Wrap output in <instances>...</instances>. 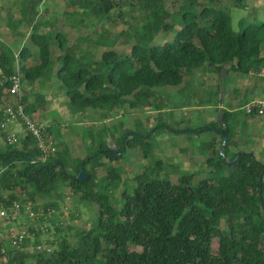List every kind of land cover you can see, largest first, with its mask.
I'll list each match as a JSON object with an SVG mask.
<instances>
[{"label": "trees", "instance_id": "obj_1", "mask_svg": "<svg viewBox=\"0 0 264 264\" xmlns=\"http://www.w3.org/2000/svg\"><path fill=\"white\" fill-rule=\"evenodd\" d=\"M67 1L66 22L77 31L98 25L100 19L110 21V12L118 10L121 24L127 26L119 36L126 39L128 49L103 50L97 58L94 45L82 51L79 41L68 45L59 32L51 38L47 30L39 29L44 20L37 21L42 0H19L18 22L31 25L30 39L38 61L27 65L32 55L29 48L23 47L16 59L13 50L0 41V78L14 73L16 60L28 86L39 81L47 86L54 77L59 81L56 95L66 100L73 119L96 118L97 114L107 120L114 110L124 113V107H147L158 89L179 86L198 69L216 68L225 77L264 73V18L241 17L235 29L229 10L220 5L227 2L245 9L243 0H175L174 12L167 9L168 0ZM52 40L62 52L56 59L52 58ZM9 86L8 81L0 85V105ZM44 102L45 91H24L20 103L32 116ZM247 102L246 97L238 107ZM231 109V105L220 109V123L215 127L220 138V132L226 135L224 149L222 145L216 149L213 140L203 146L209 153L203 164L212 174L199 180L194 179L195 173L177 174L173 180L171 172L161 173V161L154 160L133 178L131 190L121 199L107 191L121 182L120 170L98 159L104 156L114 161L128 150L138 149L151 160L152 140L166 124L129 134L114 132L109 140L103 132L99 138L93 137L89 128L91 140L84 156L80 150L72 156L67 143L57 157L48 153L44 161L31 133L20 140L21 149L13 147L17 142L8 144L2 134L7 146L0 148L2 204L17 201V193H25L32 203L55 195L56 200H46L44 207V213H54L61 208L62 187L80 200L97 204L99 212L76 242L59 238L48 254L24 251L26 241L5 251L0 240V264H32L31 260L33 264H264V164L252 152H230L238 111ZM3 120L0 112V124ZM170 132L176 136L199 131ZM46 133L47 128L45 139ZM232 160L235 163L229 164ZM92 162L106 170L99 183L94 171L86 167ZM80 171L88 175L86 181L75 180ZM214 172L219 173L218 178Z\"/></svg>", "mask_w": 264, "mask_h": 264}, {"label": "rangeland", "instance_id": "obj_2", "mask_svg": "<svg viewBox=\"0 0 264 264\" xmlns=\"http://www.w3.org/2000/svg\"><path fill=\"white\" fill-rule=\"evenodd\" d=\"M68 2L67 0H42L37 10V21L44 20V24L40 25L39 29L47 30L51 38L55 32H59L67 38L68 45L75 43L76 40L79 41L78 45L82 51L86 49L87 45H94L93 47H97L95 49L97 58L100 57L103 50L121 51L128 49L126 39L119 36V32L127 26L121 24L122 20L118 17V10L114 9L110 12V21L100 19L98 25H90L77 31L66 22L64 13L68 8ZM243 2L245 9L239 6H231L227 2L220 4L229 10L234 28L241 17L250 19L252 15H255L257 19L264 18V0H243ZM51 4L54 5L49 8L48 6ZM166 7L169 11L174 12L177 9V3L175 0H168ZM20 10L19 0H0V41L13 50L16 59H19V51L23 47L29 48L32 55L26 63L33 65L38 61L37 49L30 39L31 25L18 22L21 17ZM52 10L53 12H51ZM126 17L124 19L127 20ZM135 21L139 23V19ZM81 39H83L82 42H80ZM96 40L97 42H95ZM51 50L53 59L62 53L57 47V42L53 40ZM17 67L22 77L20 61L18 60H16L15 69ZM224 75L223 71L216 68L210 71L194 70L184 78L181 85L158 89L159 94L154 97L151 105L132 110L124 107V113L114 110L107 120L97 118V114L96 118L73 119L71 115L73 110L67 106L66 100L56 95L59 81L54 77L50 79L47 86H44L41 81L33 86H28L22 81L21 92L12 96L6 89V96L0 105V112L4 114V120L0 124V148H7L2 137L4 134L6 139V131L2 128V124L8 123L7 120L11 119L8 123L9 129L15 127V131L20 135V139L13 147L21 149L20 140L26 137L29 131L20 118L21 121L11 118L16 116L15 107L18 101L21 102L24 91L29 94L45 91V102L38 105L37 111L32 116L27 115L25 108L23 109L25 115L39 124L42 136L46 128L48 129L49 134L46 133V139L43 136V143H45V150L54 157L58 156L59 151L67 143L71 145L72 156L79 150L84 156L85 146L91 140L87 131L89 128L93 130L91 132L93 137L99 138L103 132L104 138L109 140L110 134L114 132L121 134L128 131L129 134L136 130H150L156 125H162V123L167 125L161 126L152 140L154 147L151 160L145 159L138 149L128 150L118 160L109 161L104 156L98 159V162L109 163L117 167L121 173V182L107 190L109 196L121 199L124 192L131 190L133 178L140 174L144 167L149 164L152 165L154 160L161 161L163 167L161 173L164 170L171 172L173 180H176L177 174L186 173H195L194 179L199 180L212 174L211 168H207L203 164L209 154L203 146L212 140L216 149L222 145L220 143L222 140L215 127L220 123V121L218 122L220 109L227 108L228 103L238 109L236 124L233 125V130L236 131L235 137L240 135L247 142H252L259 136L264 137V117L253 118L246 115L242 108L237 107L244 98L250 96V86L253 85V82H249L247 76L240 73H230L226 78ZM253 77L257 81L264 80V76L253 75ZM259 89L262 91L260 95L263 96L264 82L260 84ZM170 129H191L199 132H184L175 136L171 134ZM38 144L37 142L39 147ZM255 152L259 153L260 151L256 149ZM260 155H258V159L264 164V153ZM97 163H89L86 167L94 171L96 182L99 183L106 175V170L103 166H98ZM213 176L218 178L219 173L217 175L214 172ZM59 192L63 194L64 198L60 201L61 208L54 213L50 211L44 213V207L45 202L56 200L55 195H52L48 200L37 199L36 202L32 203L26 199L25 193H17L20 195L17 200L20 205V216L15 220H7L8 222L0 221V233L4 237L0 238L3 250L6 251L13 247L5 240L8 231L11 230L15 233L19 232L20 229L27 231L24 240L26 247L23 250L33 255L50 253L52 248L57 246L58 239L62 237L74 243L79 235L90 228L98 216L97 204L80 200L68 188L60 187ZM30 213L34 216H30ZM18 246L14 247L18 248ZM27 259L29 262L30 258L27 257ZM31 263L33 264L32 260Z\"/></svg>", "mask_w": 264, "mask_h": 264}, {"label": "built area", "instance_id": "obj_3", "mask_svg": "<svg viewBox=\"0 0 264 264\" xmlns=\"http://www.w3.org/2000/svg\"><path fill=\"white\" fill-rule=\"evenodd\" d=\"M6 81L9 82L10 86L8 88V92L12 96L18 95L19 92L22 90V77L20 75V71L17 67L15 69L14 73L9 77H1L0 78V85L5 83ZM24 106L18 101L16 107H15V113L16 116L11 117L12 119L20 120L22 123H24L26 129L36 138V141L39 143V148L41 152L43 153V156L41 158L42 161L45 160L46 154H48V151L45 150V143H43V136H42V130L39 128V124L33 121L31 118H29L27 115H25L24 112ZM243 110L246 112V114L251 115L254 114L256 116H264V99L262 100H254L250 103H247ZM20 118V119H19ZM11 119H8L7 122L9 123ZM8 123L2 124V128L6 131V141L8 144H14L18 142L20 139V135L15 131V127L9 129ZM2 172V169H0V173ZM11 206H5L0 202V221H6L7 220H15L18 216H20V205L17 203V201H14L11 203ZM30 216H34V214L30 213ZM11 230V229H10ZM1 232V231H0ZM27 236V231L24 229H20L19 232L15 233L13 230L8 231L6 235L7 242L14 246L19 245V243L23 242ZM0 238H4L0 233Z\"/></svg>", "mask_w": 264, "mask_h": 264}, {"label": "crops", "instance_id": "obj_4", "mask_svg": "<svg viewBox=\"0 0 264 264\" xmlns=\"http://www.w3.org/2000/svg\"><path fill=\"white\" fill-rule=\"evenodd\" d=\"M254 75V74H253ZM253 75H250V76H247V80H250L249 82H253V85H251L250 86V96L249 97H247L248 98V102L247 103H250V102H252V101H254V100H262V99H264V95L263 96H261L260 95V93L262 92L260 89H259V87H260V84H262V82H264V80L263 81H257L254 77H253ZM259 76H264V73H261V74H259ZM227 77V76H226ZM225 77V78H226ZM258 83H257V82ZM256 84V85H255ZM58 86V85H57ZM255 94H258L257 96H254ZM246 103V104H247ZM246 104H244L242 107H240V108H242L243 109V107L246 105ZM230 104L228 103L227 104V106H229ZM224 107V106H223ZM232 107V109L231 110H236L237 108H235L234 106H231ZM238 107V106H237ZM245 112V111H244ZM245 114H246V112H245ZM247 115V114H246ZM249 116H251V117H253V118H256V119H258V117L259 116H254V115H249ZM260 117H264V116H260ZM237 118V117H236ZM235 118V119H236ZM260 123V122H259ZM234 144L233 145H231L230 147V152L232 153V152H236V150L237 149H241V150H244V151H246V152H252L254 155H255V157L258 159V155L259 156H261L260 154L261 153H264V137H262V136H259V138L257 137L254 141H252V142H247V141H245V140H243L242 139V136H237V137H235L234 138ZM259 150L260 152L259 153H256L255 152V150ZM259 160V159H258ZM260 161V160H259Z\"/></svg>", "mask_w": 264, "mask_h": 264}, {"label": "water", "instance_id": "obj_5", "mask_svg": "<svg viewBox=\"0 0 264 264\" xmlns=\"http://www.w3.org/2000/svg\"><path fill=\"white\" fill-rule=\"evenodd\" d=\"M220 136L222 139V148L221 150L224 149L225 147V142H226V135L224 134V132H220ZM235 160H232L229 164H234ZM88 179V175L83 173L82 171H80L77 176L75 177L76 181H86ZM260 182H261V178H260Z\"/></svg>", "mask_w": 264, "mask_h": 264}]
</instances>
